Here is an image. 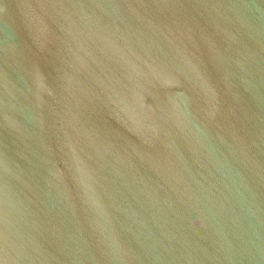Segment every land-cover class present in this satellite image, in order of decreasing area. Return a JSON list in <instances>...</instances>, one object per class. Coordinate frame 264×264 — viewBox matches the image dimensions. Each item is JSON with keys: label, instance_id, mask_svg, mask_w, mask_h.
Segmentation results:
<instances>
[{"label": "water", "instance_id": "obj_1", "mask_svg": "<svg viewBox=\"0 0 264 264\" xmlns=\"http://www.w3.org/2000/svg\"><path fill=\"white\" fill-rule=\"evenodd\" d=\"M0 264H264V0H0Z\"/></svg>", "mask_w": 264, "mask_h": 264}]
</instances>
